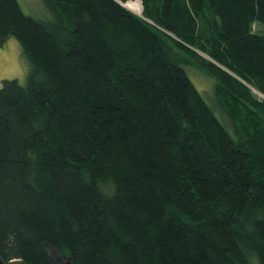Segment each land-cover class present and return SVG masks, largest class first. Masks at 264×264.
<instances>
[{
  "label": "trees",
  "instance_id": "obj_1",
  "mask_svg": "<svg viewBox=\"0 0 264 264\" xmlns=\"http://www.w3.org/2000/svg\"><path fill=\"white\" fill-rule=\"evenodd\" d=\"M42 1L0 0L30 64L0 87L1 259L264 264V0Z\"/></svg>",
  "mask_w": 264,
  "mask_h": 264
},
{
  "label": "rangeland",
  "instance_id": "obj_2",
  "mask_svg": "<svg viewBox=\"0 0 264 264\" xmlns=\"http://www.w3.org/2000/svg\"><path fill=\"white\" fill-rule=\"evenodd\" d=\"M22 11L35 18H45L47 17V9L42 0H17ZM128 6L134 4V7H125L128 9H135L139 13V7L141 6L139 1L127 2ZM130 9V10H131ZM132 11V10H131ZM132 11L133 13H136ZM141 13V12H140ZM253 31L264 37V26L259 23L253 25ZM198 55L209 61V58L199 52ZM211 62V61H210ZM214 63V62H212ZM216 65V64H215ZM30 68L28 60L22 54V50L19 42L15 38H9L3 47L0 48V87L3 80H16L19 84L25 85L26 77ZM183 69L188 76L189 80L195 87V89L201 94L204 101L212 109L214 116L220 120L222 124L226 127L227 131H232L228 124V119L223 113V111L217 107L216 96L214 90V81L208 77L206 74L202 73L195 67L191 65L183 66ZM256 94V92H253ZM257 95V94H256ZM259 96V95H257ZM262 98L261 96H259ZM225 120V121H224ZM57 264H67L65 261L57 260ZM248 264H259L255 257H248Z\"/></svg>",
  "mask_w": 264,
  "mask_h": 264
},
{
  "label": "water",
  "instance_id": "obj_3",
  "mask_svg": "<svg viewBox=\"0 0 264 264\" xmlns=\"http://www.w3.org/2000/svg\"><path fill=\"white\" fill-rule=\"evenodd\" d=\"M119 4L124 7V3H120ZM142 13V11H141ZM0 264H26L24 261L20 260V259H14V260H11V261H8V262H4L1 257H0Z\"/></svg>",
  "mask_w": 264,
  "mask_h": 264
},
{
  "label": "built area",
  "instance_id": "obj_4",
  "mask_svg": "<svg viewBox=\"0 0 264 264\" xmlns=\"http://www.w3.org/2000/svg\"><path fill=\"white\" fill-rule=\"evenodd\" d=\"M136 1H139V0H136ZM131 2H134V1H131ZM139 3L141 4V2L139 1ZM125 5H126V3H124V8H126L125 7ZM127 10H129L131 13H133L130 9H128V8H126ZM141 11H142V6H141ZM134 15H137V16H139V17H141V14L142 13H139V14H137V13H133Z\"/></svg>",
  "mask_w": 264,
  "mask_h": 264
},
{
  "label": "bare ground",
  "instance_id": "obj_5",
  "mask_svg": "<svg viewBox=\"0 0 264 264\" xmlns=\"http://www.w3.org/2000/svg\"><path fill=\"white\" fill-rule=\"evenodd\" d=\"M134 4H132V5H130V6H128L127 4H126V7H134L135 9H136V6H133ZM138 7H139V13L141 12V6L140 5H138ZM130 8V9H131ZM135 9H131L132 11H135ZM136 12V11H135ZM137 13V12H136ZM139 13H137V14H139Z\"/></svg>",
  "mask_w": 264,
  "mask_h": 264
}]
</instances>
